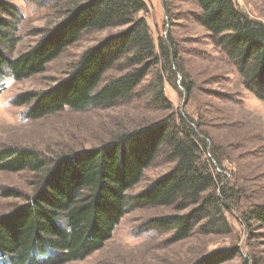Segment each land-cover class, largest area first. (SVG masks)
<instances>
[{
	"label": "trees",
	"instance_id": "obj_1",
	"mask_svg": "<svg viewBox=\"0 0 264 264\" xmlns=\"http://www.w3.org/2000/svg\"><path fill=\"white\" fill-rule=\"evenodd\" d=\"M30 1L53 6L62 16L33 46L11 56L24 15L15 4L0 0V78L9 74L17 81L28 79L45 71L85 32L119 30L85 50L67 75L49 88L17 94L12 103L26 107L28 118L41 119L66 109H111L130 102L161 62L165 72L175 77L177 47L171 36L155 41L142 15L148 10L144 0ZM193 1L199 8L192 14L195 20L236 67L244 87L264 101V22L250 17L236 0ZM112 69L118 74L105 79ZM184 78L190 97L193 85ZM148 86L149 102L161 107L167 100L164 77L159 75ZM219 151L212 148L201 124L183 113L125 129L97 146L49 158L28 147H0V170H28L38 176L34 190L25 197L15 190L2 193L24 200L0 215V264L83 261L104 248L128 213L147 207L174 210L150 217L143 228L167 234L170 243L183 241L194 231L232 233L228 213L239 209L240 193L225 182ZM158 160L169 170L144 190L130 194ZM241 220L264 227V204L243 210ZM239 252L236 246L215 250L194 264H222ZM245 262L263 264L256 259Z\"/></svg>",
	"mask_w": 264,
	"mask_h": 264
},
{
	"label": "rangeland",
	"instance_id": "obj_2",
	"mask_svg": "<svg viewBox=\"0 0 264 264\" xmlns=\"http://www.w3.org/2000/svg\"><path fill=\"white\" fill-rule=\"evenodd\" d=\"M6 1L19 7L24 15L18 30L20 40L9 52L11 56L33 46L62 16V11L48 4L41 6L30 0ZM144 1L148 10L142 15L155 41L171 36L177 47L178 60L172 65L175 77L165 72V63L161 62L145 78L138 95L130 102L111 109H66L41 119L28 118L26 107L12 103L17 94L49 88L67 75L85 50L119 28L85 32L42 73L21 81L9 74L0 78V147H28L49 158L56 153L97 146L125 129L172 113H183L207 131L212 148L220 150L225 182L240 193L239 209L233 208L228 213L232 233L216 235L194 231L187 239L170 243L167 234L143 228L150 217L170 214L174 210L147 207L128 213L103 249L83 261L67 264H194L210 252L235 246L240 250L238 255L222 264H246V259L264 264V227L245 225L241 220L243 210L264 204V101L244 87L236 67L195 20L192 14L199 8L193 0ZM236 3L250 17L264 22V0H236ZM117 74L112 69L105 79ZM159 75L165 79L167 99L161 107L152 105L147 97L152 92L149 82ZM184 76L193 85L190 97L185 92ZM169 167L163 160L156 161L129 193L144 190ZM37 178L28 170H0V215L24 200L23 197H4L2 193L15 190L25 197L34 190Z\"/></svg>",
	"mask_w": 264,
	"mask_h": 264
}]
</instances>
